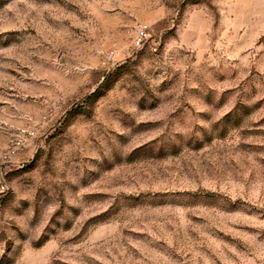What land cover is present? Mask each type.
Masks as SVG:
<instances>
[{"label": "rangeland", "instance_id": "1", "mask_svg": "<svg viewBox=\"0 0 264 264\" xmlns=\"http://www.w3.org/2000/svg\"><path fill=\"white\" fill-rule=\"evenodd\" d=\"M0 264H264V0H0Z\"/></svg>", "mask_w": 264, "mask_h": 264}, {"label": "built area", "instance_id": "2", "mask_svg": "<svg viewBox=\"0 0 264 264\" xmlns=\"http://www.w3.org/2000/svg\"><path fill=\"white\" fill-rule=\"evenodd\" d=\"M151 38V29L149 25H147L143 21H138L135 26V30L132 36V45L136 49L142 48L147 41ZM29 135H33V130H25ZM25 147L24 142L22 139H18L13 148L9 150L7 153H5L4 158H10L12 156H15L16 154H19L20 151L23 150Z\"/></svg>", "mask_w": 264, "mask_h": 264}]
</instances>
